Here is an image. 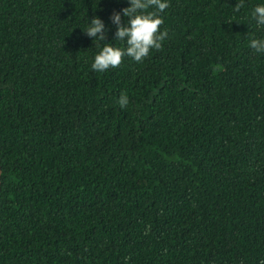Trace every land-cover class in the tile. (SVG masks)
<instances>
[{
	"label": "trees",
	"instance_id": "obj_1",
	"mask_svg": "<svg viewBox=\"0 0 264 264\" xmlns=\"http://www.w3.org/2000/svg\"><path fill=\"white\" fill-rule=\"evenodd\" d=\"M260 2L169 0L161 49L95 73L126 0H0V264H264Z\"/></svg>",
	"mask_w": 264,
	"mask_h": 264
},
{
	"label": "clouds",
	"instance_id": "obj_2",
	"mask_svg": "<svg viewBox=\"0 0 264 264\" xmlns=\"http://www.w3.org/2000/svg\"><path fill=\"white\" fill-rule=\"evenodd\" d=\"M126 3L127 7L119 12L113 11L109 17L115 26L114 41L122 42V47H114L106 42L108 28L99 17L88 19L83 29L92 42H97L98 50L90 65L95 73L118 68L125 58L141 63L152 50L161 49L163 41L168 37L167 31L160 30L164 23L160 13L169 7V0H126ZM244 4L245 0H239V3L234 4L233 11L239 12ZM249 15L256 30L264 31V0L253 5ZM122 16L126 18L123 22ZM249 47L257 54H264V36L250 34ZM116 103L121 109L126 108L130 103L129 96L122 92Z\"/></svg>",
	"mask_w": 264,
	"mask_h": 264
},
{
	"label": "water",
	"instance_id": "obj_3",
	"mask_svg": "<svg viewBox=\"0 0 264 264\" xmlns=\"http://www.w3.org/2000/svg\"><path fill=\"white\" fill-rule=\"evenodd\" d=\"M1 172H2V170H1V166H0V187H1Z\"/></svg>",
	"mask_w": 264,
	"mask_h": 264
}]
</instances>
